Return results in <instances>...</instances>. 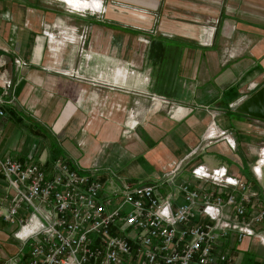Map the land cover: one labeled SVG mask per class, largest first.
I'll return each mask as SVG.
<instances>
[{"label": "crops", "instance_id": "1", "mask_svg": "<svg viewBox=\"0 0 264 264\" xmlns=\"http://www.w3.org/2000/svg\"><path fill=\"white\" fill-rule=\"evenodd\" d=\"M60 1L68 6L77 0ZM123 1H130L139 6L151 2L150 7L155 2L156 8L159 3V0ZM175 1L181 5L200 7L188 3L187 0ZM262 1L260 0V6L263 8ZM236 2L237 0L228 2L234 10ZM51 3L50 0H0V57L8 60L6 64L9 65L6 67L14 93L12 103L0 105V109L3 110V114L0 115V156L9 155L21 162L31 160L46 164L57 153L72 167L87 170L96 166L100 178H104L106 171H113L132 182L156 183L162 178L164 171L171 168L198 144V136L205 129L211 109L214 112L212 118L215 116V119L211 120L212 125L219 130L227 131L230 136L233 133L231 139L234 146L238 144V149L256 142L257 134L261 135L264 120L233 112L229 106L241 95H248L264 82V11L243 10L241 13L247 11L249 15L239 16L237 13L229 14L225 9L221 10L216 29L220 40H215L210 47L200 46L191 36L151 35L146 39V46L141 52L140 59H137L130 53L127 56L124 50L128 45H123L121 51H118L120 57L138 62L141 72H145L149 64L151 72L149 70L148 79L144 83L132 84L133 90L139 92L138 105L133 103L135 101L133 100L132 106L131 104L128 106V101L123 98L125 96L129 98V95L120 93L117 95L116 103L107 106L106 112H103L106 108L102 107L100 112L104 115L98 113L102 117L100 118L95 112L88 113L87 117L84 115L87 107L77 100L80 95L78 92H81L80 88L83 87L76 78L73 76L66 78L42 68L44 58L39 40L41 37L36 35L38 19L33 12L42 13L45 18L51 19L57 11L55 5L51 6ZM98 5L96 0H84L80 3L86 10L88 7L95 9ZM240 10L242 9H239V12ZM256 18L262 19L255 21ZM7 20H11V23ZM95 24H101L104 29L115 26L110 27L107 21L100 19L90 25L89 38L95 39L93 41L96 45H105V37H94L99 33ZM232 27L239 29L233 37ZM173 28L178 27L173 25ZM230 33L231 39L228 38ZM50 36L62 44L67 38L58 39L52 34ZM150 41L152 42L150 51L157 57L154 58V63L148 61L145 56ZM220 41L222 45L237 43L238 47L234 49L236 55L221 61L218 52L222 47L217 45ZM47 42L48 49L55 52L49 39ZM245 46L247 56H241ZM117 49L118 43L109 55L115 56L118 53ZM14 57L26 61L27 66H16L12 60ZM68 59L60 62L61 68H75L74 61ZM86 61L93 62L92 59ZM158 69L163 72L162 76L158 75ZM252 83L255 85L252 86ZM157 90L166 94H158L160 92ZM150 94L162 95L167 101H153L148 96ZM145 106L146 108H143ZM127 109L143 122L137 127L139 130L136 136L119 140L121 136L124 137L119 130V120L122 116L115 111L127 115ZM108 113L109 117L106 116ZM228 115L236 117L235 121L240 129H234L226 124ZM134 117L129 120L127 116V123L135 126L138 119ZM254 123H257L258 127L254 126ZM217 141L213 145L212 143L201 145L200 151L178 170L177 177L189 178L188 169L194 162H203L210 167L222 163L229 171L241 172L238 167L243 166V158L239 159L234 151L231 152V147L226 141L221 139ZM49 143L53 145L51 149L48 147ZM253 146L255 148V145ZM211 149L216 150L218 154L227 152L230 159L227 162L215 160L211 153L210 156H202V153ZM249 173L248 171L247 180L251 178ZM251 180L252 188L258 191L261 199L260 179ZM255 183L260 184L258 188H255L257 185ZM4 224L0 222L1 258L15 253L18 245V241L11 236L13 229L7 233L2 231ZM254 229L264 231V223ZM222 244L223 251H227L233 264H264V246L254 238H244L235 243L234 235L230 234Z\"/></svg>", "mask_w": 264, "mask_h": 264}, {"label": "built area", "instance_id": "2", "mask_svg": "<svg viewBox=\"0 0 264 264\" xmlns=\"http://www.w3.org/2000/svg\"><path fill=\"white\" fill-rule=\"evenodd\" d=\"M12 60L26 66L18 57ZM12 87L0 71V105L13 102ZM127 115L134 117L132 111ZM210 128L208 137L221 135L233 147L227 131L208 133ZM189 155L143 186L113 171L101 179L96 166L71 168L61 156L45 164L1 155L0 222L12 227L18 245L0 264H233L222 248L230 234L235 243L254 238L264 246V231L254 229L264 221V204L251 181L222 163L203 162L191 165L189 178H178ZM256 155L250 170L258 181L264 150Z\"/></svg>", "mask_w": 264, "mask_h": 264}, {"label": "rangeland", "instance_id": "3", "mask_svg": "<svg viewBox=\"0 0 264 264\" xmlns=\"http://www.w3.org/2000/svg\"><path fill=\"white\" fill-rule=\"evenodd\" d=\"M187 1L188 3L199 5L200 7L196 8V6L193 7L185 4L181 5L180 2L177 3L175 0H159L157 8L155 6V2L151 4V7L149 6L151 2L149 4L142 3L143 5L154 9L152 10L145 6L134 4L130 1L127 2L123 0H101L102 7L99 9V11L90 12L88 10H74L60 0H50V2H52L51 6L55 5V7L57 8V11H55L56 14H54L51 19L45 18L42 13L39 14V12H33V14L36 15L38 19L36 24V30L38 31L36 32V35L38 37H41L39 38V40L42 44L41 50L42 57L44 58V61L42 62V68L44 70L46 69L45 71H51L52 73H57L61 76H65L66 78L72 76L76 78L83 87L80 88L82 89V91L78 92L80 93V95L78 96L77 100L81 103V105L87 107L84 115L87 117L88 113L92 114V112H95L96 115L100 117L98 113H100L102 107L106 108L103 110V112H106L107 108L112 103H116L117 95H119L120 93L123 95H129V98H126V96L123 98L128 101V106H130V104L132 106L133 100H135L133 101V103L135 102L138 105L137 95L139 92H135L133 90L132 84L136 82L144 83L148 79L147 77L149 70L151 72V66H149L147 62L145 72H141L139 71L138 62L130 58L126 59L120 57V52L118 51H121V47L123 45H128V47L124 50L126 55L128 56L130 53L131 56H133L134 58L136 57L137 59H140L141 52L146 46V39L151 35L158 36V34H162L167 36H179L181 34L185 37L191 36L192 39L195 40L200 46L203 45L206 47H210L215 40H220V35L218 32L216 34V29L218 27L217 19L221 10L225 9L229 14L237 13L239 16H243L246 14L249 15V12L247 11H249L250 9H252V11L258 12L264 11V7L262 8L260 6V0H237L235 8L236 10L232 9L233 7L228 3L230 0ZM262 2L264 5V0ZM226 8H231V10ZM239 9L242 10H240L239 12ZM243 10L247 11L241 13V11ZM138 16L140 17L139 19ZM99 19L107 21V24L111 25V27L115 26L114 28L106 29V27L104 29L102 28L101 24H95L96 28H98L99 33L94 37H105V45H96L93 41L95 39L89 38L91 32L90 25L94 24L95 21ZM261 19L262 18H256L254 20L260 21ZM81 20H84V22ZM7 22L11 23V20H7ZM173 25L177 26L178 28L174 29ZM238 31L239 29L237 27H232V37L234 36L235 32ZM45 33H52L54 37L59 39L67 37L63 41V46L60 52H53L47 48L48 43ZM231 33L229 34L228 38L231 37ZM117 43L118 49L116 50V52L118 53L115 54V56H110V52L114 50V47L117 46ZM217 45L222 47L221 51L218 52V58L221 61H225L229 58V56L232 57L236 55L234 49L236 48V46L238 47L237 43H225L224 45H222L220 41V43H217ZM242 53L243 54H241V56H247V46H245ZM105 54H107V57H105ZM66 58H69V61H74L73 66H75V68H61L60 62L66 61ZM88 59H92L93 62L88 63L86 61ZM7 61L8 60H4L3 57H0V71H4V73L10 78L6 67L7 65H9V63L6 64ZM24 62L26 63V61ZM67 69H73L75 71L74 75L70 76V71H68ZM123 91L126 93H124ZM128 92H130V94H127ZM158 94L166 93L160 92ZM143 108H146V106ZM116 112H119L122 116V119L119 120V130L124 137L121 136L119 140H125L126 138L129 139V137L136 136V133H138L139 130L137 129V127L140 126L143 120H140V117L138 116L134 117L138 119V123L135 124V126L133 125V127L130 129L129 127H131L132 124L130 125L129 123H127L126 117L128 115L118 110L115 111V113ZM127 112H129V109H127ZM108 115L110 114L108 113L106 116L109 117ZM212 115H214V112H212L211 109V114L204 126L205 129L198 136V144H195V146H193L190 151H188L190 155L188 156V158L182 160L181 165H184L193 157V155L199 152L201 145L203 146L207 143H212L213 145L215 144V141H217V139H221L222 141L224 140L222 136L218 134H213L211 137L207 136V129L209 127H214L217 131L219 130L211 123V120L215 119V116H213L212 118ZM235 120V116L228 115V117H226V124L234 129H240V126ZM233 135L234 134L232 133L231 136L233 137ZM253 145H255V148ZM250 146H253V148H251ZM237 147L238 144L236 143L235 146L233 145V147L230 149L231 152L234 151L235 155L239 159L243 158V166L241 168L238 167V170H240L241 172L236 171V174L242 179H246L249 171L251 180L253 177L251 173L252 171L250 169L257 159V155L254 154L257 151L259 154L264 150V137L262 134H257L256 142H251L249 145H243L241 146V149L240 147L239 149ZM247 147H249L250 149H248ZM209 153H211L215 160H222L224 162H227L230 159L227 152L226 154H218L216 153V150L213 151V149H211L210 151L207 150L206 152L202 153V156L209 155ZM260 170V192L262 204H264V164L260 166ZM255 184H257L255 185V188H258V185H260L258 183ZM159 190L161 192L164 191L161 188H159ZM11 228L12 227L10 225L4 224L2 231L7 233Z\"/></svg>", "mask_w": 264, "mask_h": 264}, {"label": "water", "instance_id": "4", "mask_svg": "<svg viewBox=\"0 0 264 264\" xmlns=\"http://www.w3.org/2000/svg\"><path fill=\"white\" fill-rule=\"evenodd\" d=\"M230 109L234 112H239L254 118L264 120V82L256 89L241 95L238 99L230 104ZM151 185V182L141 183L140 185Z\"/></svg>", "mask_w": 264, "mask_h": 264}, {"label": "bare ground", "instance_id": "5", "mask_svg": "<svg viewBox=\"0 0 264 264\" xmlns=\"http://www.w3.org/2000/svg\"><path fill=\"white\" fill-rule=\"evenodd\" d=\"M72 1H73V0H72ZM81 1H84V0H77V1H74L72 4H69L68 6H69L70 8H72V9H74V10H84L85 8H82V7L80 6ZM91 1H94V0H91ZM96 1L99 3V5H98L95 9H94V8H90V7H88L87 10H89V11H96V12H97V11L102 7V5H101V0H96ZM49 41H50L51 44H53L54 51H55V52H56V51L59 52V49H61L62 46H63L62 42H60L59 40H58V41L53 40V39L51 38L50 35H49ZM213 130H215V129H214V128H210V131H209L208 133H212ZM261 132L264 133V131H262V130H261ZM213 133H214V132H213Z\"/></svg>", "mask_w": 264, "mask_h": 264}, {"label": "trees", "instance_id": "6", "mask_svg": "<svg viewBox=\"0 0 264 264\" xmlns=\"http://www.w3.org/2000/svg\"><path fill=\"white\" fill-rule=\"evenodd\" d=\"M110 27H111V25H110ZM151 41L149 42V44H148V46H147V49H146V52H145V56L147 57V60L148 61H150V62H153L154 63V58L156 57L154 54H152L151 53V51H150V48H151ZM151 55H154V56H151ZM157 58V57H156ZM162 74H163V72L160 70V69H158V75H161L162 76ZM160 90H162V89H160ZM160 90H157L158 92H160ZM53 145H51L50 143L48 144V147L51 149V147H52ZM56 149H58L57 147H56ZM59 150V149H58ZM59 154H57L56 153V156H58ZM47 164V163H46ZM69 164V163H68ZM69 166L71 167V168H74V167H72L70 164H69ZM101 179H103V177H101Z\"/></svg>", "mask_w": 264, "mask_h": 264}]
</instances>
